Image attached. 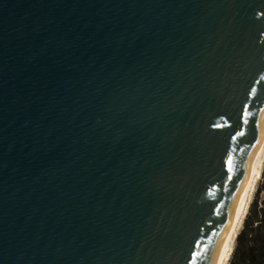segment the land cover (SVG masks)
<instances>
[{"label":"water","instance_id":"water-1","mask_svg":"<svg viewBox=\"0 0 264 264\" xmlns=\"http://www.w3.org/2000/svg\"><path fill=\"white\" fill-rule=\"evenodd\" d=\"M264 124V0H0V264H215Z\"/></svg>","mask_w":264,"mask_h":264},{"label":"trees","instance_id":"trees-1","mask_svg":"<svg viewBox=\"0 0 264 264\" xmlns=\"http://www.w3.org/2000/svg\"><path fill=\"white\" fill-rule=\"evenodd\" d=\"M228 264H264V180L245 215Z\"/></svg>","mask_w":264,"mask_h":264},{"label":"bare ground","instance_id":"bare-ground-1","mask_svg":"<svg viewBox=\"0 0 264 264\" xmlns=\"http://www.w3.org/2000/svg\"><path fill=\"white\" fill-rule=\"evenodd\" d=\"M263 159H264V124L257 148L255 150L252 159L249 162L244 183L238 195V198L235 202L231 220L229 222L215 264H225L226 260L228 259L233 244L232 242L237 234L238 227L241 224V221L246 212L247 205L249 203V199L251 197V193L255 186L256 180L260 175Z\"/></svg>","mask_w":264,"mask_h":264},{"label":"rangeland","instance_id":"rangeland-1","mask_svg":"<svg viewBox=\"0 0 264 264\" xmlns=\"http://www.w3.org/2000/svg\"><path fill=\"white\" fill-rule=\"evenodd\" d=\"M263 180H264V159H263V163H262V166H261L260 175H259V177L257 178L256 183H255V186H254V188H253V190H252L251 197H250V199H249V203H248V205H247L246 212H245L244 217H243V219H242V221H241V224H240L239 227H238L237 234H238V232L241 230V228L243 227V221H244L245 215L247 214V212H248V210H249V207H250V205H251L252 200H253L254 197L256 196V190H257V188L260 186V184L262 183ZM237 234H236V236H237ZM236 236H235V238H234V240H233V242H232L233 244H232V247H231V250H230V254H229L228 259L226 260V263H225V264H228V262H229V259H230V256H231V253H232V250H233V248H234V246H235V243H236Z\"/></svg>","mask_w":264,"mask_h":264}]
</instances>
